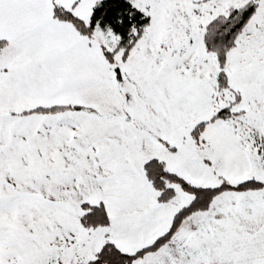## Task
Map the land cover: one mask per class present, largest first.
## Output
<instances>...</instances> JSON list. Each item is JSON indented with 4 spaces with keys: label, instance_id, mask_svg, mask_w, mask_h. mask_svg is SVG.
Returning <instances> with one entry per match:
<instances>
[{
    "label": "snow or ice",
    "instance_id": "1",
    "mask_svg": "<svg viewBox=\"0 0 264 264\" xmlns=\"http://www.w3.org/2000/svg\"><path fill=\"white\" fill-rule=\"evenodd\" d=\"M0 264H264V0H0Z\"/></svg>",
    "mask_w": 264,
    "mask_h": 264
}]
</instances>
